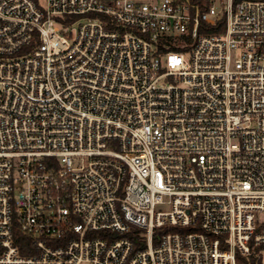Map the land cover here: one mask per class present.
Instances as JSON below:
<instances>
[{
	"label": "built area",
	"instance_id": "obj_1",
	"mask_svg": "<svg viewBox=\"0 0 264 264\" xmlns=\"http://www.w3.org/2000/svg\"><path fill=\"white\" fill-rule=\"evenodd\" d=\"M0 264H264V0H0Z\"/></svg>",
	"mask_w": 264,
	"mask_h": 264
},
{
	"label": "trees",
	"instance_id": "obj_2",
	"mask_svg": "<svg viewBox=\"0 0 264 264\" xmlns=\"http://www.w3.org/2000/svg\"><path fill=\"white\" fill-rule=\"evenodd\" d=\"M173 49H176V50H181V48H178V47H174Z\"/></svg>",
	"mask_w": 264,
	"mask_h": 264
}]
</instances>
